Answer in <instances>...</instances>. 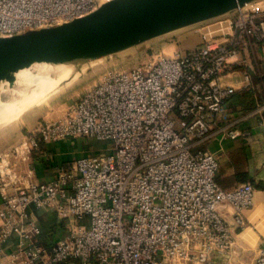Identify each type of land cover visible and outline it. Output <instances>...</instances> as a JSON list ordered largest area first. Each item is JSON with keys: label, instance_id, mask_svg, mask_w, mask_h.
<instances>
[{"label": "built area", "instance_id": "obj_1", "mask_svg": "<svg viewBox=\"0 0 264 264\" xmlns=\"http://www.w3.org/2000/svg\"><path fill=\"white\" fill-rule=\"evenodd\" d=\"M102 3L0 0V37L69 22ZM234 11L231 32L200 46L171 54L145 48L137 64H112L57 118L39 121L0 154V264L71 258L83 264H216L230 258L255 188L249 182L223 188L217 159L205 145L246 138L240 125L250 118L264 125V103L237 113L227 109L236 93L224 81L227 73L241 70L249 85L256 63L250 55L264 62L262 10L245 5ZM73 139L95 146L58 165L51 180L36 182L32 169L21 171L41 145ZM35 209L54 212L61 224L50 247L38 242ZM251 264H264L263 243Z\"/></svg>", "mask_w": 264, "mask_h": 264}, {"label": "crops", "instance_id": "obj_2", "mask_svg": "<svg viewBox=\"0 0 264 264\" xmlns=\"http://www.w3.org/2000/svg\"><path fill=\"white\" fill-rule=\"evenodd\" d=\"M250 9H261L264 20V0H255L246 5ZM235 11L200 23L189 25L141 45L115 54L119 62L131 60L138 52L153 47L166 53L189 50L203 44L205 39L231 32ZM149 43V46H146ZM161 46L159 47L158 45ZM151 45V46H150ZM256 50L259 52L258 48ZM257 53V52H256ZM250 57L255 61L248 85L241 70H232L224 81L236 89L235 95L227 102V109L237 113L252 108L256 103H264V62L255 54ZM53 94L39 107L25 112L18 124L0 132V154L7 150L12 142L33 129L42 120L57 118L65 108H56V96ZM264 115V114H263ZM248 133L246 138L213 139L205 145L218 162L216 179L225 189L249 182L254 185L253 204L244 210L245 225L236 231L234 246L230 258H219L216 264H251L257 246L264 244V125L260 126L256 118H250L240 125ZM7 138H10L8 141ZM88 143L81 139L60 141L41 145L40 151H33L21 164V171L33 170L32 180L44 182L51 180L58 165L66 164L87 153ZM220 213L230 220L226 207H220ZM32 216L41 229L39 244L50 247L61 232V224L52 211L33 210ZM3 264H8L3 261ZM63 264H83L80 259L71 258Z\"/></svg>", "mask_w": 264, "mask_h": 264}, {"label": "water", "instance_id": "obj_3", "mask_svg": "<svg viewBox=\"0 0 264 264\" xmlns=\"http://www.w3.org/2000/svg\"><path fill=\"white\" fill-rule=\"evenodd\" d=\"M253 1L108 0L69 22L0 37V81L11 83L12 73L33 63L59 64L112 56Z\"/></svg>", "mask_w": 264, "mask_h": 264}, {"label": "rangeland", "instance_id": "obj_4", "mask_svg": "<svg viewBox=\"0 0 264 264\" xmlns=\"http://www.w3.org/2000/svg\"><path fill=\"white\" fill-rule=\"evenodd\" d=\"M149 43H147L146 46ZM151 46V45H150ZM159 47L161 46L158 45ZM153 48V47H152ZM143 51V49H142ZM158 51V50H156ZM166 53L171 54V51H166ZM115 55L112 56H106L103 58H99L92 61H78L75 62L76 69L69 70L65 73H51V74H42L38 76V78L35 81L37 88H43L47 89V92L45 95L39 100L37 103L27 107L25 110H23L19 116L16 118L4 123H0V132H4L5 130L9 129L11 126H14L18 124L19 120L21 119L22 115L34 109L35 107H39L48 100L50 96L53 94H58L56 96L57 104L56 108L60 109L63 108L65 104L69 100H74L77 97H79L82 92L87 88L88 86L92 85L94 82L97 81L100 74L108 67H110L112 64L118 63V59L115 58ZM143 58V57H142ZM141 56L135 55L131 60L125 61L124 66H129L133 64H137L140 59H142ZM24 84L26 81L23 82ZM22 84V85H24ZM1 91V90H0ZM10 138H7L6 141H8ZM0 140V144H1ZM12 142L11 144H13ZM89 146H93L94 143L88 141L87 142ZM106 146L107 144H100L98 143L97 146ZM95 146V145H94Z\"/></svg>", "mask_w": 264, "mask_h": 264}, {"label": "bare ground", "instance_id": "obj_5", "mask_svg": "<svg viewBox=\"0 0 264 264\" xmlns=\"http://www.w3.org/2000/svg\"><path fill=\"white\" fill-rule=\"evenodd\" d=\"M108 0H104L106 2ZM76 69L75 62L67 63H33L13 74V81H0V123H6L37 103L47 92V89L37 88L34 80L42 74L65 73ZM26 81L24 84L23 82ZM24 84V85H22ZM18 118V117H17Z\"/></svg>", "mask_w": 264, "mask_h": 264}, {"label": "trees", "instance_id": "obj_6", "mask_svg": "<svg viewBox=\"0 0 264 264\" xmlns=\"http://www.w3.org/2000/svg\"><path fill=\"white\" fill-rule=\"evenodd\" d=\"M66 263V262H65ZM63 264V263H62Z\"/></svg>", "mask_w": 264, "mask_h": 264}]
</instances>
